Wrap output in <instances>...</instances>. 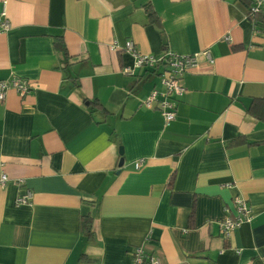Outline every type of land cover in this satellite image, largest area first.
I'll list each match as a JSON object with an SVG mask.
<instances>
[{
  "label": "crops",
  "instance_id": "crops-1",
  "mask_svg": "<svg viewBox=\"0 0 264 264\" xmlns=\"http://www.w3.org/2000/svg\"><path fill=\"white\" fill-rule=\"evenodd\" d=\"M250 2L0 0V79L34 85L0 101V264H132L135 247L157 264H264V26ZM126 40L210 52L169 124L142 104L156 70L122 72L133 58L110 45ZM236 196L252 217L224 238Z\"/></svg>",
  "mask_w": 264,
  "mask_h": 264
},
{
  "label": "built area",
  "instance_id": "built-area-1",
  "mask_svg": "<svg viewBox=\"0 0 264 264\" xmlns=\"http://www.w3.org/2000/svg\"><path fill=\"white\" fill-rule=\"evenodd\" d=\"M249 13L251 16H264V0H251L249 5ZM0 24L4 30L8 29L5 12L0 13ZM225 39H229L226 35ZM110 48L113 51L121 49L129 52L133 58L132 65L123 66L122 72L126 75H133L135 69L145 67L155 69L158 74V82L162 86L161 89L153 88L147 97L142 100V104L147 108H153L160 111L164 124H169L176 117V101L185 92V87L182 83L184 73L198 63V54L204 56L208 61H213V58L208 50L201 53L181 54L169 50L164 51L160 55H153L141 52L132 40H126L122 45L115 41L111 43ZM33 83L26 78H18L10 76L5 79H0V101L6 97L9 89H14L19 95H25L33 88ZM141 165V160L135 163V167ZM7 176L5 173L0 175V183L4 184ZM31 198V193L28 191L23 195L18 196L17 203H27ZM230 209L225 207V214L219 221L220 231L224 238H230L233 231L240 226L241 223L249 221L252 217L251 207L247 201L241 197L233 198V214L230 215ZM132 264H143L146 258L151 264H157L153 256L145 254L141 247H135L131 254Z\"/></svg>",
  "mask_w": 264,
  "mask_h": 264
},
{
  "label": "trees",
  "instance_id": "trees-1",
  "mask_svg": "<svg viewBox=\"0 0 264 264\" xmlns=\"http://www.w3.org/2000/svg\"><path fill=\"white\" fill-rule=\"evenodd\" d=\"M148 14L150 17H154V11L152 9H148ZM247 16L253 21H259L263 26H264V16H260V15H254V16H251L250 13H249V7H248V11H247ZM61 43V42H60ZM262 100V104L264 105V98H260ZM258 101V100H257ZM253 113H255L253 111ZM261 118L264 120V115H261ZM90 221H91V218L88 216V215H85L81 218V228L82 230L89 234L90 233Z\"/></svg>",
  "mask_w": 264,
  "mask_h": 264
},
{
  "label": "water",
  "instance_id": "water-1",
  "mask_svg": "<svg viewBox=\"0 0 264 264\" xmlns=\"http://www.w3.org/2000/svg\"><path fill=\"white\" fill-rule=\"evenodd\" d=\"M122 164V159L119 161V165H121Z\"/></svg>",
  "mask_w": 264,
  "mask_h": 264
}]
</instances>
